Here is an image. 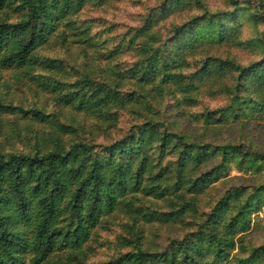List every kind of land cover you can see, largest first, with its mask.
<instances>
[{"label":"trees","instance_id":"obj_1","mask_svg":"<svg viewBox=\"0 0 264 264\" xmlns=\"http://www.w3.org/2000/svg\"><path fill=\"white\" fill-rule=\"evenodd\" d=\"M111 1L0 0V264H87L97 230L117 213L187 232L162 250L144 249L135 232L131 250L101 264H264V245L244 241L264 211V181L231 186L208 212L201 208L233 168L264 175V152L191 137L162 121L156 107L158 96L179 94L180 108L209 93L225 103L190 113L206 129L264 122V35L243 39L247 21L264 23V3L230 0L233 10L211 12L201 0H163L112 45L78 20L87 6ZM178 17L184 20L171 24ZM73 45L85 58L93 52L94 67L46 53ZM244 46L261 58L243 65L211 53ZM127 53L134 62L125 69L117 59ZM204 54L211 55L191 71ZM14 85L84 120L66 123L17 105L8 98ZM122 112L142 120L107 145L93 144L95 128L115 129ZM143 199L166 209L146 213Z\"/></svg>","mask_w":264,"mask_h":264},{"label":"rangeland","instance_id":"obj_2","mask_svg":"<svg viewBox=\"0 0 264 264\" xmlns=\"http://www.w3.org/2000/svg\"><path fill=\"white\" fill-rule=\"evenodd\" d=\"M163 0H112L105 6H87L78 16L80 22H86L92 28V32L99 35L100 38L111 40V44H115L120 40L124 33L131 31L142 24V21L147 14L158 7ZM207 9L211 12H226L233 10L230 0H201ZM244 2L243 0H238ZM252 6L264 3V0H248ZM184 20L181 17L171 20L172 23H180ZM170 23L163 24L159 30L166 31ZM243 39H251L264 35V23L255 24L247 21L244 25ZM46 53L51 56L66 60L69 64L79 66L80 69L84 65L94 67V56L92 51H88V57H83L81 49L77 45H73L71 50L59 47H52L46 50ZM214 55L225 57L229 56L237 60V62L245 65L261 58V51L252 49L251 47H222L218 51L211 52ZM208 55H201L194 58L192 68L193 71L200 65V61L205 59ZM213 55V56H214ZM87 59V60H86ZM122 67L127 69L134 62L131 53H127L117 59ZM200 60V61H199ZM100 66L106 67L107 62H98ZM7 79L11 82V75L6 74ZM138 87V86H137ZM127 88H136V85L131 83ZM171 90V89H170ZM36 89L26 87L12 86L8 92L9 100H14L17 105L25 107H37L44 110L47 114H55L63 122L69 123L74 120L78 121L84 119L69 110L63 111L62 114L56 108L49 96L35 93ZM158 104L156 107L159 110V117L166 121L167 124L175 126L179 132H184L191 137L203 138L206 142L211 144H224L228 142L251 144L253 147L264 152V122L243 123L236 122L222 129L213 128L206 129L202 124L195 123L190 118V113L201 112L204 108L215 109L222 106L224 102L223 97H214L209 93H204V96L199 99V103L193 107H185L181 105L180 108L176 106L177 100L181 99L179 94L165 95V97L158 96ZM181 102V101H180ZM186 114H184V113ZM53 119V118H52ZM142 119H135L129 113L122 112L118 127L109 132L94 130L93 144L107 145L113 140L123 137L129 128L134 124L139 123ZM95 120L88 121V126H94ZM49 129V128H48ZM87 140L92 137L86 135ZM2 142V138H0ZM16 148H22L21 145H16ZM8 147L7 149H10ZM264 181V175L241 173L236 169H232L230 176L223 182L217 184L214 189L201 199L202 210L208 212L210 207L219 199L223 193L234 185H253ZM140 206L146 213L151 210L164 211L165 205L161 201L154 199H143ZM257 220H253V225ZM135 232H141L143 235L142 244L144 249L162 250L170 240L181 238L187 229L183 226L160 225L158 223H147L141 215L117 213L110 218L104 227L97 230L96 235L90 243L92 253L89 256L87 264H101L111 257L117 256L132 249L133 245L129 241L134 238ZM245 243L251 247H258L264 245V211L260 214L258 225L253 226L244 239Z\"/></svg>","mask_w":264,"mask_h":264}]
</instances>
